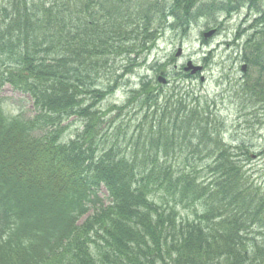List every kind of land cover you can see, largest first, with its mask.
I'll return each mask as SVG.
<instances>
[{
    "label": "trees",
    "instance_id": "trees-1",
    "mask_svg": "<svg viewBox=\"0 0 264 264\" xmlns=\"http://www.w3.org/2000/svg\"><path fill=\"white\" fill-rule=\"evenodd\" d=\"M223 4L0 0V91L33 109L10 118L0 100V264H264V173L220 137L188 73L166 86L145 75L103 108L165 30ZM259 14L244 62L264 75ZM169 60L150 70L167 77ZM72 117L82 129L66 141Z\"/></svg>",
    "mask_w": 264,
    "mask_h": 264
},
{
    "label": "rangeland",
    "instance_id": "rangeland-1",
    "mask_svg": "<svg viewBox=\"0 0 264 264\" xmlns=\"http://www.w3.org/2000/svg\"><path fill=\"white\" fill-rule=\"evenodd\" d=\"M231 1L234 2L228 4L225 0H217V3H224L222 8L231 7L233 11L230 14L218 13L209 20H199L186 35L165 30L149 62L134 68L132 74L120 78L115 94L104 103L103 108L111 103L121 105L126 99L128 87H137L143 76L155 79L156 73L150 70L155 60L160 59L161 64H164L170 59L169 65L164 68L168 82L177 79V75L182 76L183 66L190 61L203 68L202 73L193 76L191 86L201 96L214 100L215 108L223 118L220 125H217L221 128L220 137L237 153L239 151L236 148L240 144L246 145L249 154L255 156L247 162L246 169L264 173V106H260L259 92L255 91L259 85L263 87L264 75H259L258 67L244 62L247 54L244 49L248 50L244 44L258 32V26L260 28L255 18H258L257 14L264 13V0ZM211 29L217 33L204 41L202 34ZM178 48H181L182 55L173 60ZM242 64L246 66L245 73L240 70ZM159 72L157 75L161 74ZM99 82L101 85L106 84L104 77ZM0 100L7 117L33 116L29 97L15 92L8 85L0 91ZM63 126L66 127L63 133L66 141L82 129L81 121L76 118L67 119Z\"/></svg>",
    "mask_w": 264,
    "mask_h": 264
},
{
    "label": "water",
    "instance_id": "water-1",
    "mask_svg": "<svg viewBox=\"0 0 264 264\" xmlns=\"http://www.w3.org/2000/svg\"><path fill=\"white\" fill-rule=\"evenodd\" d=\"M210 34H211V33H209V34L206 35V36H209ZM185 70H191V72L194 73V72H195L196 70H198V69H197V68H193V67H191L190 64H188V65H187V68H186ZM158 80H159L161 83L164 82V80H163L162 78H159Z\"/></svg>",
    "mask_w": 264,
    "mask_h": 264
}]
</instances>
